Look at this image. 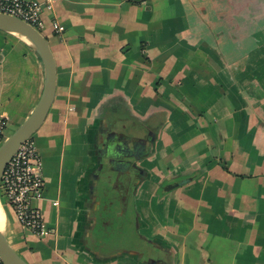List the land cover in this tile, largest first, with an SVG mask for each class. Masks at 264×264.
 <instances>
[{"label":"crops","instance_id":"obj_1","mask_svg":"<svg viewBox=\"0 0 264 264\" xmlns=\"http://www.w3.org/2000/svg\"><path fill=\"white\" fill-rule=\"evenodd\" d=\"M42 16L56 88L32 136L34 204L52 230L0 199L14 250L29 264H264V0H54ZM43 83L31 44L0 30L12 131Z\"/></svg>","mask_w":264,"mask_h":264},{"label":"built area","instance_id":"obj_2","mask_svg":"<svg viewBox=\"0 0 264 264\" xmlns=\"http://www.w3.org/2000/svg\"><path fill=\"white\" fill-rule=\"evenodd\" d=\"M53 2L0 0V13L20 18L41 31L43 11L52 9ZM52 26L58 33L64 31V26L58 21H53ZM6 126L7 120L0 116V142ZM43 190L42 163L31 136L18 146L4 167L0 178V199L13 209L21 226L36 235L52 230L46 227L41 209L34 204L35 200L41 198ZM0 264H4L1 257Z\"/></svg>","mask_w":264,"mask_h":264},{"label":"water","instance_id":"obj_3","mask_svg":"<svg viewBox=\"0 0 264 264\" xmlns=\"http://www.w3.org/2000/svg\"><path fill=\"white\" fill-rule=\"evenodd\" d=\"M0 30L25 38L44 64V83L41 96L28 117L0 144V178L6 163L18 146L31 137L44 121L54 99L56 88L55 59L47 38L20 18L0 13ZM0 257L4 264H29L10 245L0 229Z\"/></svg>","mask_w":264,"mask_h":264},{"label":"rangeland","instance_id":"obj_4","mask_svg":"<svg viewBox=\"0 0 264 264\" xmlns=\"http://www.w3.org/2000/svg\"><path fill=\"white\" fill-rule=\"evenodd\" d=\"M15 130V129H14ZM13 130V131H14ZM12 129H11V126H9V125H7L6 126V129L4 130V138H3V140L7 137V136H9L12 132ZM33 136V135H32ZM2 140V141H3ZM2 141L0 142V144L2 143ZM122 166V167H121ZM121 166H118V165H116V167H119L121 170H124L125 169V165H121ZM1 202H2V199H1ZM123 211H124V209H123ZM113 212V210H112V207H110L109 208V210H106V213L108 214V215H111V213ZM125 212V211H124ZM126 218H127V215L124 217L123 216V218H117V220H115L117 223L116 224H119V230H121V229H123V224H125L126 223Z\"/></svg>","mask_w":264,"mask_h":264},{"label":"bare ground","instance_id":"obj_5","mask_svg":"<svg viewBox=\"0 0 264 264\" xmlns=\"http://www.w3.org/2000/svg\"><path fill=\"white\" fill-rule=\"evenodd\" d=\"M16 33V32H15ZM3 211H2V207H1V204H0V226L2 227V224H3ZM0 227V229H1Z\"/></svg>","mask_w":264,"mask_h":264},{"label":"trees","instance_id":"obj_6","mask_svg":"<svg viewBox=\"0 0 264 264\" xmlns=\"http://www.w3.org/2000/svg\"><path fill=\"white\" fill-rule=\"evenodd\" d=\"M40 32V31H39ZM223 168L225 169V170H227V168L225 167V166H223Z\"/></svg>","mask_w":264,"mask_h":264},{"label":"flooded vegetation","instance_id":"obj_7","mask_svg":"<svg viewBox=\"0 0 264 264\" xmlns=\"http://www.w3.org/2000/svg\"><path fill=\"white\" fill-rule=\"evenodd\" d=\"M126 151V150H125ZM124 152V151H123Z\"/></svg>","mask_w":264,"mask_h":264}]
</instances>
